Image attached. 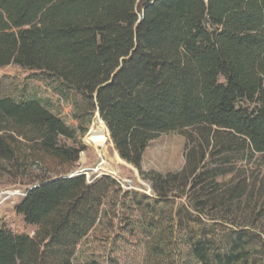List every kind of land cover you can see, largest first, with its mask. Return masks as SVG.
<instances>
[{"label":"trees","instance_id":"trees-1","mask_svg":"<svg viewBox=\"0 0 264 264\" xmlns=\"http://www.w3.org/2000/svg\"><path fill=\"white\" fill-rule=\"evenodd\" d=\"M10 64L52 83L71 110L0 78V175L23 187L14 211L36 227L0 224V264H104L76 259L122 192L109 174L73 175L94 112L151 183L153 262L264 253V0H0V67ZM171 131L185 137L183 167L143 170L150 141ZM170 198L181 201L164 213Z\"/></svg>","mask_w":264,"mask_h":264},{"label":"rangeland","instance_id":"rangeland-1","mask_svg":"<svg viewBox=\"0 0 264 264\" xmlns=\"http://www.w3.org/2000/svg\"><path fill=\"white\" fill-rule=\"evenodd\" d=\"M0 78L4 85L18 84L42 97L49 98L55 107L59 106L64 113L71 107L58 99L52 91V83L37 80L29 70L22 69L16 64L0 67ZM105 127L98 112H94L87 124V131L81 137L84 150L80 153L73 173L84 174L86 181L91 182L102 174H109L116 178L122 192L116 199L109 198L102 208L100 222L93 231L77 247L76 259L85 261L96 258L106 264L110 258L119 264H157L150 256L146 237V199L142 195L154 197L149 180L143 178L139 170L133 165L119 160L110 135L106 129L103 142L88 139L95 131ZM104 133V131H103ZM119 156V155H118ZM185 162V137L181 132L171 131L158 135L146 147L141 167L143 170H155L162 174L180 170ZM260 161H257V165ZM120 204L122 193L127 192ZM131 192L141 199L136 205L130 197ZM23 195V187L7 181L0 175V224L14 232L32 235L36 227L27 224L21 215L14 211V204ZM181 201L170 198L164 206V213H168ZM179 241V240H176ZM177 248V243L173 249ZM182 248V247H181ZM173 264H199L185 250L174 253L170 258ZM249 264H264V253L256 254Z\"/></svg>","mask_w":264,"mask_h":264},{"label":"bare ground","instance_id":"bare-ground-1","mask_svg":"<svg viewBox=\"0 0 264 264\" xmlns=\"http://www.w3.org/2000/svg\"><path fill=\"white\" fill-rule=\"evenodd\" d=\"M106 129H107L106 126L105 127L102 126V130L95 131L91 136L88 137V139L103 142L106 139L105 138ZM117 158L121 160L118 155H117Z\"/></svg>","mask_w":264,"mask_h":264},{"label":"water","instance_id":"water-1","mask_svg":"<svg viewBox=\"0 0 264 264\" xmlns=\"http://www.w3.org/2000/svg\"><path fill=\"white\" fill-rule=\"evenodd\" d=\"M98 115H99V113H98ZM100 117V116H99ZM101 119V118H100ZM102 121V120H101ZM103 122V121H102ZM106 126V125H105ZM107 128V127H106ZM107 131H108V128H107ZM108 133H109V131H108ZM76 173H74L73 175H75Z\"/></svg>","mask_w":264,"mask_h":264}]
</instances>
